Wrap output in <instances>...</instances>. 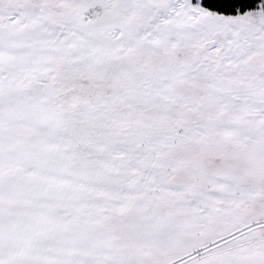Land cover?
<instances>
[{
	"label": "snow or ice",
	"instance_id": "1",
	"mask_svg": "<svg viewBox=\"0 0 264 264\" xmlns=\"http://www.w3.org/2000/svg\"><path fill=\"white\" fill-rule=\"evenodd\" d=\"M0 264H264V0H0Z\"/></svg>",
	"mask_w": 264,
	"mask_h": 264
}]
</instances>
